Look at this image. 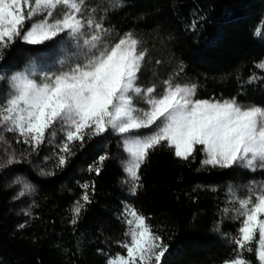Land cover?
<instances>
[{
  "label": "trees",
  "instance_id": "trees-1",
  "mask_svg": "<svg viewBox=\"0 0 264 264\" xmlns=\"http://www.w3.org/2000/svg\"><path fill=\"white\" fill-rule=\"evenodd\" d=\"M106 1L113 3L106 23L115 26L110 39L114 42L132 31L141 42L140 50L147 49L140 85L155 83L159 93L163 81L174 76L176 82L198 84V99L231 98L243 85L238 100L264 106V81L245 83L252 74L264 77V70L255 67L264 60V30L254 35L264 22V0ZM117 3L126 6L116 9ZM63 39L62 34L40 45L17 40L0 60V74L10 76L32 61L41 68L53 64L63 58ZM7 91V83L0 82V103ZM4 135L17 155L25 157L0 169V264H106L108 256L126 254L118 243L127 239L121 218L126 205L144 215L169 245L166 264H223L233 257L235 245L222 233L236 235L240 226L221 212L229 206L226 190L229 185L264 180V171L205 169L199 150L186 162L163 146L141 167L143 187L133 196L121 182L125 178L121 160L127 156L111 132L74 142L73 155L63 168L56 167L57 145L64 139L59 131L52 143L30 156L28 145L17 143L14 134ZM6 147L0 143V157ZM106 153L110 158L99 165V156ZM90 165L101 168L99 175L88 170ZM17 177L30 182L35 191L14 199L21 188L13 183ZM86 182H94L95 190L88 189L91 203L73 225L72 207L81 200L85 191L81 185ZM221 220V231L214 230ZM244 256L258 264L255 252Z\"/></svg>",
  "mask_w": 264,
  "mask_h": 264
},
{
  "label": "snow or ice",
  "instance_id": "snow-or-ice-1",
  "mask_svg": "<svg viewBox=\"0 0 264 264\" xmlns=\"http://www.w3.org/2000/svg\"><path fill=\"white\" fill-rule=\"evenodd\" d=\"M124 6L117 3L115 8ZM109 12L99 0L91 6L87 0H0V60L17 40L40 45L62 34L65 37L60 41L63 58L46 68H38L32 61L10 76L0 74V82L8 85L0 103V143L8 145L2 149L0 169L25 157L24 153L17 155L4 133L14 134L17 143L28 145L30 156L46 142L52 143L59 131L64 139L57 145L58 168L67 166L74 142L109 132L117 135L121 151L128 157L121 160L125 173L121 182L133 196L143 187L141 167L151 152L163 146L186 162L194 160L199 150L205 169L264 171V106L239 101L243 85L237 96L224 99H198V84L176 82L174 76L163 81L159 93L155 83L140 85L147 49L140 50L141 42L132 31L113 42L110 37L115 26H106ZM37 16L42 19L35 20ZM262 30L264 22L254 35L260 36ZM255 67L264 70V60ZM257 81L264 77L252 74L245 83ZM109 158L107 153L101 155L97 163L102 165ZM88 170L99 175L101 168L90 165ZM13 183L21 186L14 199L35 191L21 177ZM81 187L85 191L72 207L73 225L91 203L88 189L95 190L94 182ZM226 196L229 206L221 212L240 226L236 235L222 233L235 245L233 257L223 264H251L245 252H255L258 264H264V180L229 185ZM121 218L127 239L118 243L126 254L108 256L106 264H162V260L166 264L169 245L147 218L130 205L125 206ZM222 223L219 221L214 230L221 231Z\"/></svg>",
  "mask_w": 264,
  "mask_h": 264
},
{
  "label": "rangeland",
  "instance_id": "rangeland-1",
  "mask_svg": "<svg viewBox=\"0 0 264 264\" xmlns=\"http://www.w3.org/2000/svg\"><path fill=\"white\" fill-rule=\"evenodd\" d=\"M87 2L91 6V5H96L98 0H87ZM99 4H100L101 7H110L113 3L112 2H108L106 0H99ZM38 68H41V67H38ZM43 68H46V67H43ZM139 106L143 107L142 104H140ZM127 159H128V157H127Z\"/></svg>",
  "mask_w": 264,
  "mask_h": 264
}]
</instances>
